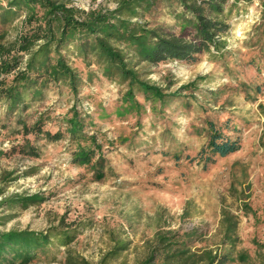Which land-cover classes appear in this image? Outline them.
<instances>
[{"label": "rangeland", "instance_id": "1", "mask_svg": "<svg viewBox=\"0 0 264 264\" xmlns=\"http://www.w3.org/2000/svg\"><path fill=\"white\" fill-rule=\"evenodd\" d=\"M64 1L86 11L112 9L117 3ZM189 17L179 2L165 0L140 19L150 27L192 39L197 35ZM21 18L0 25V32L13 39ZM227 22L219 51L211 46L194 60L137 67L140 77L165 92L191 83L180 88L179 100L166 108L145 102L135 88L142 108L124 112L120 104L127 82L117 75H104L91 54V64L85 66L72 46L63 53L82 74L76 96L66 87L50 84L25 110L8 111L0 100V149L7 153L0 156V201L13 194L38 192L44 197L26 208L0 207V230L39 231L65 223L76 228L69 248L90 264H101L118 241L125 249L106 264H139L146 256L147 241L159 229H194L202 239L193 248H219L221 212L227 210L237 219V247L253 256L264 255V91L254 89L264 77V1L240 0ZM73 105L87 113L89 122L105 135L104 176L99 180L90 166L73 161L75 144L67 134L56 141L26 136L37 147V157L12 152L24 140L22 122L31 124L41 114L47 117L44 129L64 131V118ZM226 118L229 134L241 139L237 152L206 169L185 157L194 155L206 141V119L220 123ZM87 129V133L92 130ZM179 149L183 153L176 160L173 151ZM8 172L12 174L4 179ZM49 255H56L57 260L37 259L29 264H64V248Z\"/></svg>", "mask_w": 264, "mask_h": 264}, {"label": "trees", "instance_id": "2", "mask_svg": "<svg viewBox=\"0 0 264 264\" xmlns=\"http://www.w3.org/2000/svg\"><path fill=\"white\" fill-rule=\"evenodd\" d=\"M163 1L117 0L112 9L98 7L86 11L64 0H0V25L12 24L22 16L13 39H7L6 33L0 32V100L5 101L8 111L16 108L25 110L31 102L43 96L44 88L50 84L66 87L76 96L82 74L63 53L72 46L85 66L91 64V54L104 75H117L119 80L127 82L120 104L124 112L142 108L140 103L143 101L136 97L135 88L142 93L145 102L153 101L160 108H166L170 102L179 100L180 88H188L191 83L176 91L165 92L140 77L137 67L141 63L194 60L197 54L210 50L211 46L219 51L221 37L229 27L228 16L234 7H238L240 0H175L190 15L189 20L197 35L192 39L168 33L161 27H150L146 20L140 19ZM257 70L260 71L259 67ZM10 74L11 78L8 77ZM91 75L88 70L87 77L91 78ZM254 89L264 91V77ZM117 114H121L119 110ZM46 118L40 114L31 124L22 122L25 137L17 148L13 147L12 152L37 157V147L26 136L41 135L46 140L56 141L67 134L75 144L73 161L90 166L97 180L103 178L105 158L102 148L107 141L93 122H89V115L73 105L64 118V131L44 129ZM88 126L92 128L90 133H87ZM203 130L206 141L194 155L185 157L201 163L204 169L241 147V139L229 134L228 118L220 123L206 119ZM179 150L173 151L176 160L183 153ZM6 154L0 149V156ZM10 174L12 172L4 173L3 178L7 179ZM2 193L0 190V195ZM42 200L44 197L38 192L13 194L2 198L0 207L26 208ZM221 214L223 233L219 248H193L192 245L202 239V234L194 229H159L147 241L146 256L139 264H264V255L253 256L247 249L237 247L235 215L227 210H222ZM75 236L76 228L65 223L39 231L29 228L0 230V264L57 260L56 255L50 257L49 254L61 247L64 248L65 256L61 259L64 264H90L85 257L69 248ZM124 249L125 244L118 241L103 257L101 264H106L107 259L116 257Z\"/></svg>", "mask_w": 264, "mask_h": 264}]
</instances>
